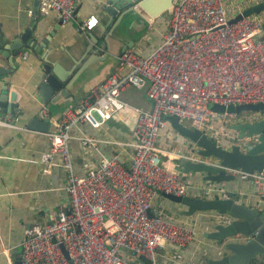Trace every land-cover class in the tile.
<instances>
[{
    "label": "built area",
    "instance_id": "2783aa9c",
    "mask_svg": "<svg viewBox=\"0 0 264 264\" xmlns=\"http://www.w3.org/2000/svg\"><path fill=\"white\" fill-rule=\"evenodd\" d=\"M75 1L38 0L37 10L40 15L52 13L63 24L73 19ZM257 1L252 0L246 7ZM246 7L229 14L225 0H170L155 46L143 53L151 32L149 24L132 47L117 55V61L126 68L123 74L105 77L64 107L55 130L45 132L49 150L40 161L53 165L49 158L58 156L56 166L66 174L63 190L68 204L23 229L19 264H128L123 252L158 264L157 254L166 244L181 249L195 240L192 218L176 223L174 216L153 204L154 196L158 192L204 198L228 195L221 182L190 190L180 172L161 165L165 151L156 141L167 125L165 115L186 119L190 127L209 136L226 137L231 133L227 134L225 124L264 118V110L245 111L238 117V112H217L208 107L210 103L223 107L264 104V10L230 22ZM96 23L95 15L89 14L77 29L90 30ZM128 86L144 90L149 108L132 107L118 97ZM123 109L135 113L133 141L104 140L82 131V124L101 128L113 113ZM10 117H0V125L9 126ZM70 129L77 133L70 134ZM71 139L77 140L82 149L92 148L99 155L93 167L81 173L74 171L69 152ZM250 139L255 140V136L240 140ZM100 142L112 145L109 156L100 153ZM125 148L130 149L126 164L120 156ZM173 155L178 160L217 165L210 157L187 151L177 150ZM225 170L241 179L251 178L257 185L256 197L264 198V170ZM165 262L200 264L181 261L180 256L169 253Z\"/></svg>",
    "mask_w": 264,
    "mask_h": 264
},
{
    "label": "crops",
    "instance_id": "0c3cea01",
    "mask_svg": "<svg viewBox=\"0 0 264 264\" xmlns=\"http://www.w3.org/2000/svg\"><path fill=\"white\" fill-rule=\"evenodd\" d=\"M32 1L0 0V32L5 43H9L13 36H19L21 33L26 32L28 35L25 36V42L22 41L21 45L25 46V49L20 51L17 56L11 54L13 70L0 75V91L4 85L7 86L8 91H15V101L19 105L17 112L8 114L11 116L7 121L10 125H0V264H18L23 229L35 220L39 222L41 218H45L51 210H60L68 204L67 194L63 190L66 174L62 168L56 166L59 161L58 156L51 155L49 158L50 162L54 163L53 165L48 161H40L41 157L49 150V139L45 132L55 130V124L60 120L65 106H51L48 102L38 100H27L24 104L20 103L22 100L20 94L32 84L31 78L35 68L39 66L34 49H28L29 46L24 43L30 44L32 41L34 45H39L46 39L44 54L47 52L50 55H55L53 57H56L60 67L66 70L65 50L69 48L71 40L74 41L78 24L89 14L95 15L97 18L95 5L97 0H76L73 19L59 24L54 29V34L49 37V32L57 24V20L54 19L52 13L40 15L37 10V14H33ZM250 2L252 0H225L229 14L246 7ZM164 14L166 12L152 21L151 32L143 53L154 47L160 40L164 28ZM42 46L44 45L42 44ZM0 65L4 69L12 67L8 58L2 56H0ZM125 71L126 68L122 67L118 61L111 62L103 73V77H100V81L113 73L121 75ZM96 83L92 84L91 77L80 83L81 85L76 87L74 101L86 94ZM118 97L132 107L146 109L150 106V101L142 89L124 87L118 93ZM4 115L0 112V117ZM33 117L38 122L45 121V128L28 126L29 120ZM134 123L135 113L130 109H123L113 113L101 128L93 129L82 124L81 129L86 134L104 140L115 139L131 142L133 141ZM225 125L227 134L231 133L234 136V131H228L230 124ZM69 133L75 135L77 132L75 129H70ZM188 144V142L186 145L184 144V139L177 135L167 122L161 136L156 141V145L165 151L161 156V165H168L171 169L180 172L179 160L174 157L173 152L187 150ZM98 149L102 155L109 156L112 152V145L100 142ZM69 152L76 173L93 167L99 156L92 148L82 149L75 139L69 140ZM129 152L130 149L125 148L120 153L124 164L128 161ZM185 176L192 177V183L185 179V182L189 183L190 190L197 185L206 184L198 181L191 172ZM221 185L226 195L233 200L248 206L254 204L253 197H256L258 193L257 185L251 178L241 179L234 175L232 179L221 182ZM262 191L264 192V181ZM153 204L174 217L175 214L172 211L180 209L177 204L164 199L160 192L154 196ZM209 214V212H195L193 215L187 216L186 218H192L194 221L195 240L181 249L166 244L164 250L157 254V263L167 264L165 255L168 253L169 256L173 255L176 258L180 256L181 261L192 260L194 263H206L209 258L208 253L212 250L210 246L214 244L202 236L208 222L207 219L211 215ZM123 256L128 264H151L148 260L133 253L123 252Z\"/></svg>",
    "mask_w": 264,
    "mask_h": 264
},
{
    "label": "water",
    "instance_id": "95a60500",
    "mask_svg": "<svg viewBox=\"0 0 264 264\" xmlns=\"http://www.w3.org/2000/svg\"><path fill=\"white\" fill-rule=\"evenodd\" d=\"M38 0H33L31 10L37 14ZM97 25L90 30L76 29L74 41L65 50L67 57L66 70L62 69L55 55L44 54L46 39L34 45L31 41L24 43L33 48L39 62L32 76V84L20 94L21 104L27 100L48 102L51 106L67 105L74 101L76 87L91 77L92 84L100 81L103 73L111 62H117V55L126 48L132 47L147 31L152 21L167 11L170 0H97ZM264 10V0H258L244 8L230 22L241 16L256 14ZM76 11V9H75ZM61 24L57 21L54 29ZM264 28V22L262 24ZM26 32L12 37L9 43L1 37L0 56L8 58L10 69L0 65V75L13 70L12 55H19L25 49ZM9 37V35H8ZM72 39V38H71ZM70 40V39H69ZM42 44L44 46H42ZM42 46V47H41ZM27 51V50H26ZM12 54V55H11ZM96 73L97 75H95ZM101 77V78H100ZM18 92V91H17ZM16 92L8 91L2 86L0 91V112L13 114L18 111L19 105L15 101ZM209 109L217 112H240L264 110V104H229L223 107L210 103ZM164 119L171 128L186 142L187 152L200 157H210L217 161V165L202 164L189 159H179L181 178L192 173L194 177L206 184L219 183L233 178L225 169L237 168L246 173L264 170V118L252 122H235L230 124L229 130L234 136H209L181 122L178 118L165 115ZM28 126L45 128L46 122H38L31 118ZM255 136V140H240L242 137ZM164 199L177 204L180 209L177 213L182 216H191L195 212H209L210 217L202 232L203 238L214 242L204 264H264V198L253 197V205L248 206L227 198H204L189 195L175 196L170 193H161ZM218 215L216 219V216ZM60 248L67 257L62 245ZM18 257V264H19Z\"/></svg>",
    "mask_w": 264,
    "mask_h": 264
},
{
    "label": "rangeland",
    "instance_id": "374dc122",
    "mask_svg": "<svg viewBox=\"0 0 264 264\" xmlns=\"http://www.w3.org/2000/svg\"><path fill=\"white\" fill-rule=\"evenodd\" d=\"M245 113H247V112H245V111H240V112L237 113V116L239 117V116H241V115H243V114H245ZM226 119H228V117H226ZM181 122L184 123V124H186V125H189V121L186 120V119H182ZM185 179L188 180L189 183H192V177H188V176H187ZM186 183H187V182H186ZM189 183H187V184H189ZM172 213H174V211H172ZM175 219H176L175 222L177 223V222L179 221L180 217H177V218L175 217Z\"/></svg>",
    "mask_w": 264,
    "mask_h": 264
},
{
    "label": "trees",
    "instance_id": "16d2710c",
    "mask_svg": "<svg viewBox=\"0 0 264 264\" xmlns=\"http://www.w3.org/2000/svg\"><path fill=\"white\" fill-rule=\"evenodd\" d=\"M174 214H175V217H176V218H177V217H180V219L184 218V216L179 215V214L177 213V211H174ZM180 219H179V220H180Z\"/></svg>",
    "mask_w": 264,
    "mask_h": 264
},
{
    "label": "clouds",
    "instance_id": "9594fccd",
    "mask_svg": "<svg viewBox=\"0 0 264 264\" xmlns=\"http://www.w3.org/2000/svg\"><path fill=\"white\" fill-rule=\"evenodd\" d=\"M97 24V23H96ZM80 99V98H79ZM72 102H76V101H72ZM72 102H70V103H72ZM68 105V104H67ZM66 106V105H65Z\"/></svg>",
    "mask_w": 264,
    "mask_h": 264
}]
</instances>
